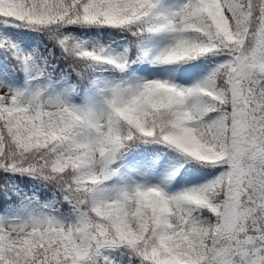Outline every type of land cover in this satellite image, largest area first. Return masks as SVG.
Masks as SVG:
<instances>
[{"label": "snow or ice", "instance_id": "1", "mask_svg": "<svg viewBox=\"0 0 264 264\" xmlns=\"http://www.w3.org/2000/svg\"><path fill=\"white\" fill-rule=\"evenodd\" d=\"M0 264H264V0H0Z\"/></svg>", "mask_w": 264, "mask_h": 264}, {"label": "trees", "instance_id": "2", "mask_svg": "<svg viewBox=\"0 0 264 264\" xmlns=\"http://www.w3.org/2000/svg\"><path fill=\"white\" fill-rule=\"evenodd\" d=\"M66 210V209H65Z\"/></svg>", "mask_w": 264, "mask_h": 264}]
</instances>
